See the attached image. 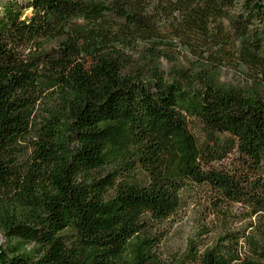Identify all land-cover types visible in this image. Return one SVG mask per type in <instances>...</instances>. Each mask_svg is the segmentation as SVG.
I'll use <instances>...</instances> for the list:
<instances>
[{
    "label": "trees",
    "instance_id": "trees-1",
    "mask_svg": "<svg viewBox=\"0 0 264 264\" xmlns=\"http://www.w3.org/2000/svg\"><path fill=\"white\" fill-rule=\"evenodd\" d=\"M190 187L176 264H264V0H0V264H166Z\"/></svg>",
    "mask_w": 264,
    "mask_h": 264
},
{
    "label": "rangeland",
    "instance_id": "rangeland-1",
    "mask_svg": "<svg viewBox=\"0 0 264 264\" xmlns=\"http://www.w3.org/2000/svg\"><path fill=\"white\" fill-rule=\"evenodd\" d=\"M185 198L182 208L158 227L162 235L158 250L166 264L178 263L189 252L191 244L194 250L211 245L216 234L214 216L202 193L190 187ZM6 244V238L0 232V245ZM183 264L194 263L186 259Z\"/></svg>",
    "mask_w": 264,
    "mask_h": 264
}]
</instances>
